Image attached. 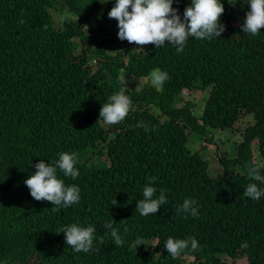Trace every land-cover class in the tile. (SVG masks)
Instances as JSON below:
<instances>
[{"label": "trees", "instance_id": "1", "mask_svg": "<svg viewBox=\"0 0 264 264\" xmlns=\"http://www.w3.org/2000/svg\"><path fill=\"white\" fill-rule=\"evenodd\" d=\"M190 2L173 0L181 19ZM232 2L221 0L220 37H190L177 53L167 41L140 48L118 39L107 15L115 0H0V264H227L223 257L264 264V195H244L249 183L264 190L249 176L264 165V28L242 32L247 0ZM157 68L168 75L161 87L139 81ZM124 86L132 110L111 130L99 111ZM184 88L210 89L205 125L191 116L194 104L173 106ZM211 131L239 138L233 159L218 155L224 168L215 178L189 146ZM60 153L76 158L77 178L59 169L57 176L80 189V201L53 211L24 181ZM152 177L154 198L163 189L167 203L145 217L136 201ZM185 199L198 217L177 212ZM109 221L121 246L104 227ZM72 224L95 228L89 252L57 233ZM169 237L194 238L198 247L173 257L164 248ZM137 239L144 245L130 250Z\"/></svg>", "mask_w": 264, "mask_h": 264}, {"label": "clouds", "instance_id": "2", "mask_svg": "<svg viewBox=\"0 0 264 264\" xmlns=\"http://www.w3.org/2000/svg\"><path fill=\"white\" fill-rule=\"evenodd\" d=\"M112 1L114 3V0ZM236 3L237 0H233L231 4L235 5ZM172 4L173 0H115L114 6L107 15L110 19L117 21V36L121 41L126 40L128 43L135 44L140 48L149 44L160 47L167 41L169 44L176 46L177 53L183 52L185 42L190 37L197 40L210 39L212 37L218 38L225 30L224 25L219 23L220 17L224 12L221 0H191L190 6L184 9L183 19L177 14V10L172 7ZM247 5L249 10L241 26V31L254 36L264 28V0H247ZM65 19L66 14L59 17L60 21ZM121 79L122 83H124L123 78ZM143 79L145 82L149 81L148 76ZM167 79V73L158 68L150 73V82L157 88L161 87ZM184 89L191 90L188 88ZM127 94L128 92L124 86L119 92L111 95L108 98V102L100 108L99 119L104 124L111 125V130L119 127L121 125L120 122L132 110V101ZM201 109V107L196 105L191 106L190 114L197 118V124L199 123L203 126L205 123L202 120V114L199 117L195 115L200 114ZM182 125L186 127L185 134L187 135L189 126L188 112L186 110ZM75 164V156L69 153H60L54 165H49L44 160L35 164V173L29 175L24 181L31 197L36 201L49 202L51 206H55L53 211L79 203L80 189L76 185L65 186L64 181L57 176V169H59L65 177L77 178L79 172ZM262 167L264 165L257 164L249 168V176L253 181L264 183V175H261L260 172ZM154 181L155 177L150 178L149 184H146L143 188V199L136 201V211L141 216L155 215L160 207L167 203L163 189L160 190L159 196L154 198V194L157 191L156 188L151 186ZM244 195L257 200L264 195V190L258 188L256 183H249ZM114 204H116V201H114ZM194 205V200L185 199L177 209V212L198 217L197 207H194ZM104 227L110 230V236L116 246H121L124 243L117 229L113 228L112 221L106 222ZM61 232L64 233L65 244L74 251L87 253L93 248L94 234L96 232L94 227H80L77 224H72L62 228L57 233ZM99 242H103V237L99 238ZM141 244H143L142 241L137 239L130 245V250H136ZM189 246L192 250L197 249L198 241L191 237L188 239L169 237L165 242L164 248L169 255L176 257ZM241 247H247V244H242Z\"/></svg>", "mask_w": 264, "mask_h": 264}, {"label": "rangeland", "instance_id": "3", "mask_svg": "<svg viewBox=\"0 0 264 264\" xmlns=\"http://www.w3.org/2000/svg\"><path fill=\"white\" fill-rule=\"evenodd\" d=\"M113 1L110 0L109 4H112ZM57 22V19H56ZM148 80L150 81V76H148ZM141 83H145L144 79L141 78L139 80ZM210 90V89H209ZM209 90L208 91H201V90H187L184 89L182 91V94L178 97L180 98V101L178 103H174V107L179 108L183 106L184 102H190L198 107H201L200 114H195L197 117L201 116L205 105L206 100L209 97ZM163 120V117L161 118ZM212 140L211 144H207L209 149H205L203 151V144L202 142L206 141L207 139ZM192 139V136H188V141ZM239 138L233 134L228 133L227 131H211L210 135L208 137H204L201 141H198L196 143H190L191 152L200 151L202 153V157L204 160H206L209 163V172L212 177H218L222 175L223 172V165L219 164L217 161L218 155H223L227 159H233V154L230 151V146H234L235 143L238 144ZM235 150V149H234ZM217 155H216V154ZM236 154V150H235ZM223 259L226 261L227 264H247L245 260L242 259H232L229 257H223Z\"/></svg>", "mask_w": 264, "mask_h": 264}]
</instances>
